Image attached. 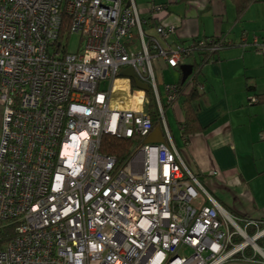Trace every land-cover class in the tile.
Returning <instances> with one entry per match:
<instances>
[{"label":"built area","instance_id":"built-area-1","mask_svg":"<svg viewBox=\"0 0 264 264\" xmlns=\"http://www.w3.org/2000/svg\"><path fill=\"white\" fill-rule=\"evenodd\" d=\"M178 25L147 28L136 0H0V264L264 261L263 221L233 215L171 131L166 106L184 87L164 82V98L156 62L180 68L191 55L193 39L169 40ZM252 43L264 52V37ZM129 66L153 89L164 142L146 141L156 122ZM117 89L131 106L113 105ZM105 134L136 144L120 160L101 149Z\"/></svg>","mask_w":264,"mask_h":264},{"label":"crops","instance_id":"crops-1","mask_svg":"<svg viewBox=\"0 0 264 264\" xmlns=\"http://www.w3.org/2000/svg\"><path fill=\"white\" fill-rule=\"evenodd\" d=\"M149 1L136 0L144 18L156 16L158 23L165 24L179 22L176 32L169 36L172 41L189 43L194 37L221 34L239 41L245 33L252 41L256 35H264V0H252L241 14L235 0H152L164 4L163 11H152ZM252 49L251 44H236L222 49L215 60L203 64L199 74L203 89L192 100L199 129L188 135L182 132L186 122L184 93L176 104L166 106V114L168 109L175 113L182 136L177 145L187 165L208 190L233 215L262 220L264 101L251 98L258 99L264 93V57ZM194 60L191 54L185 62ZM168 69L175 73L168 82H178L183 75L181 67H171L159 60L156 70L160 83L163 71ZM2 121L0 108V139ZM214 170L218 172L214 174ZM219 264H264V261L231 258Z\"/></svg>","mask_w":264,"mask_h":264},{"label":"trees","instance_id":"trees-1","mask_svg":"<svg viewBox=\"0 0 264 264\" xmlns=\"http://www.w3.org/2000/svg\"><path fill=\"white\" fill-rule=\"evenodd\" d=\"M236 4H237V10L238 13L241 14L249 5V3L252 0H235ZM150 3V8L152 9V4L154 3L152 0L149 1ZM166 8V7H165ZM153 11V9H152ZM154 18H146L147 19V28L154 26V25H158L160 23H158L156 21L157 18L156 16H153ZM259 38H263V36L261 35H256ZM246 37L247 40V44H242V40L243 38ZM255 37V36H254ZM254 37L252 39V41L248 40V35L245 33L243 34L241 40L239 41H235L233 39H229L225 36H223V34L221 35H212V36H204V37H194V45L192 47L191 53L193 54V56H195V60H194V71H193V75L194 77H196V81H194L193 83L190 82L189 77L183 81L182 77L180 78V80L178 81V83L184 87L183 92L184 95V99H183V108L185 110V116H186V122L182 127V132L184 135H188L192 132H195L197 129H199L200 125L198 123V115L197 112L194 108V106L192 105V100L195 99L196 97L200 96V92H199V74L201 72L202 66L206 61H210V60H215L216 59V55L219 51H221L224 48L230 47V46H234L236 44H240L243 46H246L248 44L253 45L257 50L258 48L252 43L254 40ZM204 39L205 43L201 44L200 41ZM223 41L222 43V47L217 49V50H212L211 46L217 42ZM133 86L135 87L136 85L133 84ZM147 95L149 97V102L146 106V109L149 111L150 115L152 116L153 120L156 122V126L158 124H160L158 121V117H159V112L157 109V103L155 100V96H154V92L153 89L151 88L150 90L147 91ZM258 101H264V93H260L258 96ZM134 139L133 138H120V137H116L110 134H105L103 136V143L101 146V149L105 152H109V153H114L116 154L120 160H123L130 152V145L132 143ZM263 222L260 223L259 227L263 228L264 227V219H262ZM244 223V222H243ZM258 227L255 225H248V230L251 234H254L257 231ZM242 237L237 238V240H241ZM259 241H262V245H264V237L259 238ZM247 253L248 254H253V248L252 247H248L247 248ZM257 257H260V255H257Z\"/></svg>","mask_w":264,"mask_h":264},{"label":"rangeland","instance_id":"rangeland-1","mask_svg":"<svg viewBox=\"0 0 264 264\" xmlns=\"http://www.w3.org/2000/svg\"><path fill=\"white\" fill-rule=\"evenodd\" d=\"M138 3H144L146 0H137ZM78 41H79V36L77 34H74L70 37V50H75L76 47H77V44H78ZM255 53H259V54H262V56L264 57V52L262 51H258L254 46H253V49H252ZM186 59V58H185ZM175 73L172 74V72L168 69L166 71H163V83H160V89L162 91V94H163V97L164 96V89H163V84L164 82H168L170 80L173 79ZM102 86H105L106 85V82H102L101 83ZM124 93V91L120 90V89H117L113 95V105L116 104V103H119V97H121ZM124 106H123V103L120 104L122 105L123 107H127V106H131V101L129 98H127L125 96V102H124ZM1 108V107H0ZM167 117H168V121H169V125H170V128H171V131L174 135V138H175V141L176 143L179 145L182 141V136H181V130H180V127H179V124H178V121H177V118H176V115L175 113L173 112V110H170L168 109L167 110ZM2 120V119H1ZM3 123V121H2ZM136 142L135 140L132 141L131 145H130V149L135 146ZM204 183V182H203ZM206 186V185H205ZM202 203L201 199L200 198H197L194 200V204L200 206ZM250 233V232H249ZM251 234V233H250ZM253 234H251L252 236ZM260 245H262V241H257ZM252 247V245H251ZM253 248V247H252Z\"/></svg>","mask_w":264,"mask_h":264},{"label":"water","instance_id":"water-1","mask_svg":"<svg viewBox=\"0 0 264 264\" xmlns=\"http://www.w3.org/2000/svg\"><path fill=\"white\" fill-rule=\"evenodd\" d=\"M180 67H181L182 74H183L182 79L183 81H185L188 78V76L193 72L194 65L193 63L185 62V63H182ZM122 74L131 76L137 87L143 88L147 91L150 90V85L147 82L141 81L136 76V73L133 67L129 66L126 70L122 72ZM157 133H158V137L156 135ZM165 140L166 139H165L164 131L160 124H158L156 128L146 137V141H150V142H164Z\"/></svg>","mask_w":264,"mask_h":264},{"label":"bare ground","instance_id":"bare-ground-1","mask_svg":"<svg viewBox=\"0 0 264 264\" xmlns=\"http://www.w3.org/2000/svg\"><path fill=\"white\" fill-rule=\"evenodd\" d=\"M251 241H253L254 242V240H253V238L251 237Z\"/></svg>","mask_w":264,"mask_h":264}]
</instances>
